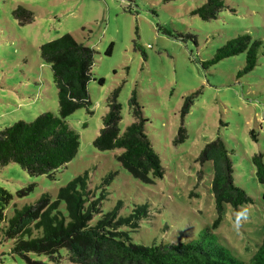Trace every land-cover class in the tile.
Wrapping results in <instances>:
<instances>
[{
    "label": "rangeland",
    "instance_id": "1",
    "mask_svg": "<svg viewBox=\"0 0 264 264\" xmlns=\"http://www.w3.org/2000/svg\"><path fill=\"white\" fill-rule=\"evenodd\" d=\"M204 1L0 0V130L45 112L58 114L52 73L39 57L42 44L69 34L94 51L86 85L90 113L78 109L65 119L79 135L76 156L50 178L30 177L14 163L0 170V187L11 194L1 212L0 264H73L64 250L51 260L33 253L25 258L11 254L14 240L3 230L15 206L33 203L41 194L54 201L59 188L84 173L86 198L96 200L91 225L120 201L114 221L127 217L136 206H146V216L134 227L117 229L126 231L132 243L196 240L216 219L210 163L200 166L196 161L202 147L216 136L230 153L234 185L253 204L237 210L226 205L213 233L237 259L248 262L254 255L264 229L262 186L250 162L260 153L264 163V0H225L226 8L207 22L191 15ZM17 8L31 14L29 22L16 19ZM243 34L261 42L251 72L240 74L245 54L206 64L226 41ZM117 87L120 133L134 120L127 105L132 91L147 119L144 131L164 171L150 184L120 167L116 158L121 150L99 152L92 146L107 111L106 100ZM191 93L197 95L183 119L186 138L175 144L180 108ZM109 173L115 176L102 186Z\"/></svg>",
    "mask_w": 264,
    "mask_h": 264
},
{
    "label": "trees",
    "instance_id": "2",
    "mask_svg": "<svg viewBox=\"0 0 264 264\" xmlns=\"http://www.w3.org/2000/svg\"><path fill=\"white\" fill-rule=\"evenodd\" d=\"M225 8V0H205L191 11V15L202 21H212ZM23 14L26 18L21 19ZM13 15L20 19V23L29 22L31 17L20 8ZM260 47L261 42L248 34L238 35L218 48L206 64L215 65L224 59L245 54L240 74H247L256 66ZM110 52L111 45L105 54L110 55ZM93 55L92 49L77 43L69 34L39 47V57L49 65L52 73L58 114L54 116L45 112L30 122L17 121L0 130V170L14 163L30 177L44 175L50 178L53 172L66 166L76 156L79 135L69 128L65 119L78 109L90 113L86 85L91 79ZM98 83L101 84L102 80ZM119 92L120 88L117 87L109 94L102 127L92 146L99 152L121 150L116 158L120 167L134 179L150 184L153 180L161 179L164 171L144 131L147 119L137 103L136 92L132 91L127 105L134 120L120 133L118 125L122 117L117 102ZM196 95L191 93L183 99L175 144L182 143L186 138L183 119ZM196 161L200 166L210 163V191L216 213L211 227L203 228L196 240L150 246L132 243L126 231L117 229L134 227L146 216V206H136L127 217H117L114 221L121 206L120 201L112 211L91 225L96 200L89 202L86 198L84 173L59 188L54 201H50L47 194H41L33 203L21 208L14 207L3 230L7 239L14 240L11 254L25 258L26 254L33 253L51 260L60 250H64L73 264H264V229L260 245L248 262L234 257L213 233L226 205L237 210L253 204L244 190L234 185V170L225 142L216 136L202 147ZM250 162L255 179L262 186L261 202L264 208L263 155H253ZM114 176V173H109L102 186H108ZM10 200L11 194L0 187V220L1 212ZM31 264L47 263L34 261Z\"/></svg>",
    "mask_w": 264,
    "mask_h": 264
}]
</instances>
